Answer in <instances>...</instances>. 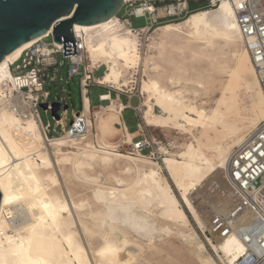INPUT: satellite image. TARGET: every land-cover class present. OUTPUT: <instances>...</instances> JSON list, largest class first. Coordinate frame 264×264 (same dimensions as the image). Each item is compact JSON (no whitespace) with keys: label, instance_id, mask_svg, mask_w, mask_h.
Returning <instances> with one entry per match:
<instances>
[{"label":"bare ground","instance_id":"obj_1","mask_svg":"<svg viewBox=\"0 0 264 264\" xmlns=\"http://www.w3.org/2000/svg\"><path fill=\"white\" fill-rule=\"evenodd\" d=\"M75 30L91 67L107 66L99 82L119 90L138 84L144 123L189 136L183 142L172 139V149L161 146L168 153L162 158L167 177L158 162L135 147L134 134L121 118L125 104L105 96L110 102L93 114L94 123L84 94L87 130L69 128L50 138L34 104L36 94L20 88L10 65L39 38L18 47L0 63V264H139L144 248L166 252L170 264H219L216 257L229 264L244 250L240 241L234 236L204 241L188 229V213L202 228L209 227L212 218H202L193 200L209 185L220 187L209 202L214 213L230 207V154L264 120L263 92L231 1L195 10L150 33L134 32L118 15L76 24ZM216 91L214 105L198 102V96ZM243 91L248 113L240 115ZM120 130L123 138L112 141ZM125 144L130 154L121 151ZM57 157L85 174L86 168L99 166L117 167L127 176L112 175L122 188L96 186L92 199L75 200L73 192L69 201L57 187ZM173 234L181 244L157 243ZM184 250L185 259H178Z\"/></svg>","mask_w":264,"mask_h":264},{"label":"built area","instance_id":"obj_2","mask_svg":"<svg viewBox=\"0 0 264 264\" xmlns=\"http://www.w3.org/2000/svg\"><path fill=\"white\" fill-rule=\"evenodd\" d=\"M221 1L125 0L123 11L118 14V18L134 32L150 33L160 24L181 20L188 16L195 11L191 8L192 3L202 2L204 5L202 8H213ZM229 1H231L236 12V21L246 40L264 96V33L260 31V29H264V22H262L264 21V0ZM240 4L244 7H237ZM136 18H144L146 23L135 26L134 19ZM73 31L77 54L64 55V42H61V44L56 43L53 30H50L26 48L21 56L10 65L16 81L21 84L20 88L36 94L37 98L34 99V104L35 107H39L41 97L47 98L50 95V92L45 88L46 78L49 75L48 70L50 68L54 69V75L50 76V79L55 80L58 67L62 63L59 60V55H61L67 64V82L76 75L80 76L82 108L77 113L73 112V119L70 126H67L69 105L67 104L66 95L61 96L58 101L62 105L60 108L62 111L59 112V120L55 118V126L63 132L65 128H70V130L82 133L87 130L86 116L82 114L84 109L83 96L84 94L89 96V88L93 85L107 88L106 84L99 82L95 76V72L102 67L104 68V74L107 66L104 63H97L96 67H91L87 46L83 41V37L78 35L75 30V25ZM48 37L53 39L47 41ZM114 91H116V88L109 85L106 92L99 94V100L109 103L110 98H104L109 95V97L122 101L121 95L127 93L122 89L116 91L115 96H113ZM132 93L127 95L129 100L133 96ZM50 104L48 102L49 106ZM66 105L68 107H65ZM102 105V103L97 106L91 104L93 114L94 110ZM45 127L50 131L49 124L48 126L46 124ZM262 137H264V120L255 131L247 136L242 144L233 148L227 170L231 205L227 210L212 215L209 227L206 228V232L213 239H215V236L220 238L234 236L244 246L243 252L229 264H264V155H260V153H264V139ZM135 142V147L141 152L152 147L151 155H155L157 160L162 158L160 155L163 153L158 146L155 152L153 151L155 142L151 135L141 134V138ZM155 144L159 145L160 142ZM164 145L171 148L168 141ZM249 151L252 153L251 156L247 154ZM237 172L240 174L239 179L236 177Z\"/></svg>","mask_w":264,"mask_h":264},{"label":"rangeland","instance_id":"obj_3","mask_svg":"<svg viewBox=\"0 0 264 264\" xmlns=\"http://www.w3.org/2000/svg\"><path fill=\"white\" fill-rule=\"evenodd\" d=\"M202 7H204L202 2L192 3V5H191L192 10H197V9L202 8ZM121 11H123V10H121ZM175 21H178V20H175ZM145 23H146V20L144 18H136V19H134V25L135 26H140V25H143ZM153 31L154 30H152V32ZM52 39H53L52 37H48L47 41H51ZM59 60L62 63L58 67V71L56 72V79L55 80H51L50 79V76L54 75V69L50 68L48 70V74L49 75L46 78V87L45 88H46V90H48L50 92V95L47 98L41 97V102H40L39 107H38L39 108L38 112H39L41 121L44 123V126L46 124H47V126H48V124L50 126V131H48L47 128H46L47 134H48V136L50 138L62 136L64 134H66L69 131V129L65 128V131H64L65 133H64L60 128H58V127L56 128V126H55V117L52 115V112H51L52 108L51 109H49V108L45 109L43 106H41V103H47L48 104V102H49V103H51V105H53L54 102H59L58 99L61 96L66 95L67 104L69 105L68 110H67V126H70V123H71V121L73 119V112L77 113L82 108L80 76L76 75L73 78H71V80L69 82H67V70H66L67 69V64H66V60L61 55H59ZM103 71H104V68L103 67L100 68L98 71L95 72V76L96 77H101L102 74H103ZM106 86L108 88L109 85L106 84ZM133 86L134 87H132V86L129 87L130 90H129V88L123 87V89L125 91H127V93L121 95L123 101L127 104L128 103L127 99L129 100L127 95L130 94L131 92H133L132 93V95H133L132 97L133 98L131 99V104L136 106L137 108L135 107V108L126 109L123 112L124 118L121 117L122 121L124 119H126L125 122L127 123V125L130 128L132 126L136 127V121H137L138 118H140V115L142 114V111H141L142 107H140V109L138 107L139 104H140V101H141V95H140V92H139V85L135 84ZM102 87H105V86H102ZM102 87H100V85H93V86H91L89 88L90 89L89 96H90V98L92 100V105L97 106V105H99L101 103L102 104H108V103H105V102H101L99 100V94L104 92V91H106V89H104ZM118 90L119 89H116V91H118ZM116 91L113 92V96H115ZM212 95L214 97L213 96L206 97L204 95H201V96H198L197 100H198L199 103H201L203 101L204 102L207 101V102H205V105L207 104V107H210L211 105L215 104V100L219 97L220 94H219L218 91H216ZM240 95H241V99H240V103H239L240 111H239L238 114L245 115V114L248 113V111H247L248 105H246L247 104L246 103L247 93L243 91V92L240 93ZM202 97L204 99H202ZM242 99H243V101H242ZM99 110H100V107L96 108L94 111L96 112V111H99ZM155 110H156V112H160L161 111L158 106L155 107ZM61 111L62 110H59V112H61ZM83 111H84V109H83ZM83 111H82V113H83ZM91 113H92V119L94 121L93 109H91ZM94 123H95V121H94ZM146 126H147V131L149 132L151 137L154 139V142L155 143L156 142L157 143L160 142L159 145H156L155 143H154L155 145L153 144V146H154L153 151L155 152V150L157 149V146H158L160 151L163 153V154L160 155V157H162V158H164L165 156L168 155V153L166 151H163L161 149V146L168 147V146H165L164 143H166L168 141V144H169V142L172 139H173V141L174 140H177V141L181 140L180 142H183L185 137L189 136L188 134H184L181 130H175V129L171 130L172 128H169V131H168V129L166 131H163L165 129L160 128V127L149 126V125H146ZM250 132H252V130L249 131L248 133H250ZM174 135H175V137H174ZM122 138H123V131H121V132L117 133L116 135H114L111 138V140L112 141H116V140L119 141ZM137 139H139V136H136V137L134 136L133 140L136 141ZM235 147H237V146H235ZM129 148H130V145L129 144H125L124 145V149H122L121 151L123 153L130 154V151L128 150ZM170 149H172V147ZM50 150L52 152V149H50ZM151 152H152V147H149L143 152V154L147 155L149 159H151V160H153L155 162H158L160 164V166L162 167L163 173L168 177V171L165 168L163 159L162 158H159L158 160L155 159L156 156L155 155H151ZM54 161H55V170L57 172V178H58L57 187L59 189L61 187L63 188V189L61 188L62 189L61 191H64L66 193L65 195L67 196L69 201H71V199H70L71 196L70 195L73 192L74 193L72 194V196L74 195L73 198L75 200H78L79 198L82 199V198H85V197L88 198V199L90 197V199H92L91 197H92V194H93V189L96 186H101V187L102 186H107V187L122 188V185H120V183H118L114 178H112V175L113 174H118V175L120 174V176H123V177L127 176V175L121 174L120 171H119V168H117V167L114 168V169H108V170L107 169L102 170V168H100L99 166H94L93 168H86V170H87L86 174H89L90 176L96 177L94 179V178L89 177L88 175H86L83 172H80L78 170L76 171L74 169V167L72 166L71 161H69V162L58 161V157H57V162H56L55 159H54ZM105 170H107V171L104 172ZM113 170H114V172H113ZM171 184H173L172 181H171ZM173 188L175 189L174 185H173ZM213 189H214L213 185H209V186H206L205 190H203V191L201 190L202 193L201 192H197L194 195V199L193 200H194V203L196 205V208L198 209L199 214L201 215V217L204 218V219L211 218L212 215L215 214L214 213L215 212L214 209L210 208L209 202H210V200L213 197L217 196L216 194L219 191L220 187L217 186V189H214V191H213ZM175 191L179 195V192L176 189H175ZM196 191L197 190H194V192H196ZM75 193H76V195H75ZM82 195H83V197H81ZM71 206H72V203H71ZM72 208H73L72 210L74 212V215L76 217L77 216L76 209L74 208V206H72ZM188 214H189V219H190V224L188 226V229L192 228L196 233H198L201 236V238L204 241L207 242V236H210V235L206 232V227L202 228L197 223V221L193 218V216L190 215V213H188ZM175 235L176 234H173L171 237L166 238V240L158 241L157 243L159 245L161 244L164 247L169 246L170 243L177 244L179 242L178 241L179 237L177 235L176 236ZM174 240H176L177 242H175ZM160 242H162V243H160ZM179 244H181V242L178 243L177 245H179ZM208 248H209V250L211 252H213L212 249L210 248V246ZM149 249L148 248H144V250L140 253L139 258H138V263L139 264H149L150 262H151L150 264H152V263L153 264H157L156 262H158L159 264H165V263L167 264V262H168V264L173 263L170 259L167 258L166 252H160V251H158L156 249H151V248H149ZM152 254H156V255H153L155 259H152V260L149 261V259H151V257H153ZM187 254H188V251L184 250L183 253L177 255L178 259H181V260L185 259L184 256H186ZM160 256H162V257H160ZM158 258H160V259H158ZM216 259H217L218 263L220 262L219 264H223L218 257H216ZM152 261H154V262H152Z\"/></svg>","mask_w":264,"mask_h":264},{"label":"water","instance_id":"obj_4","mask_svg":"<svg viewBox=\"0 0 264 264\" xmlns=\"http://www.w3.org/2000/svg\"><path fill=\"white\" fill-rule=\"evenodd\" d=\"M124 5L125 0H0V63L18 47L50 30L56 43L64 42V55L77 54L74 25L102 22L118 15ZM41 106L48 109L47 103ZM60 108V102L52 105L57 119Z\"/></svg>","mask_w":264,"mask_h":264},{"label":"crops","instance_id":"obj_5","mask_svg":"<svg viewBox=\"0 0 264 264\" xmlns=\"http://www.w3.org/2000/svg\"><path fill=\"white\" fill-rule=\"evenodd\" d=\"M100 87H102V86H100ZM102 88H104V89H106V91H107V88L106 87H102ZM115 88V87H114ZM117 89V88H116ZM106 91H104V92H106ZM103 93V92H102ZM114 98V97H113ZM133 98V97H132ZM131 98V99H132ZM89 99H90V106H91V104H92V100H91V98H90V96H89ZM121 99H122V97H121ZM131 99L130 100H128L127 99V101H128V103L126 104L124 101H123V99H122V101L120 100V99H118V100H120L122 103H124L125 104V106L126 107H124V109H123V111H122V117L124 118V116H123V112L126 110V109H128V108H135L136 106H134V105H132L131 104ZM126 101V102H127ZM104 105V104H103ZM139 109H140V107H141V101H140V104H139ZM137 108V107H136ZM142 115V114H141ZM140 115V118H138L137 119V121H136V127H129L128 125H127V123L125 122V119L123 120V122H124V125L128 128V130L129 131H131L133 134H134V136L136 137V136H139V139L141 138V134H146V135H150L149 134V132L147 131V126L144 124V120H143V118H142V116ZM122 124H120V126H121ZM145 128V129H144ZM122 130H120V131H118L117 133H119V132H121ZM116 133V134H117ZM115 134V135H116ZM134 136H133V138H134Z\"/></svg>","mask_w":264,"mask_h":264},{"label":"snow or ice","instance_id":"obj_6","mask_svg":"<svg viewBox=\"0 0 264 264\" xmlns=\"http://www.w3.org/2000/svg\"><path fill=\"white\" fill-rule=\"evenodd\" d=\"M237 7L243 8L244 6L242 4H240V5H237ZM262 22H264V21H262ZM232 27L235 28L236 25L235 24H232ZM260 31H261V33H264V29H260ZM262 139H264V137H262ZM247 154L249 156L252 155V153L250 151ZM260 155H264V153H260ZM239 176H240V174H239V172H237L236 173L237 179H239ZM45 207H48V205H45ZM241 250H242V248H241ZM29 264H46V262L43 261V260H35V261H30Z\"/></svg>","mask_w":264,"mask_h":264},{"label":"trees","instance_id":"obj_7","mask_svg":"<svg viewBox=\"0 0 264 264\" xmlns=\"http://www.w3.org/2000/svg\"><path fill=\"white\" fill-rule=\"evenodd\" d=\"M126 120V119H125Z\"/></svg>","mask_w":264,"mask_h":264}]
</instances>
